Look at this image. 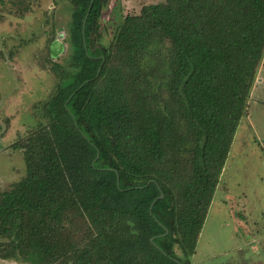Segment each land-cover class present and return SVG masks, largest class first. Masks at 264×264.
<instances>
[{
    "label": "trees",
    "instance_id": "obj_1",
    "mask_svg": "<svg viewBox=\"0 0 264 264\" xmlns=\"http://www.w3.org/2000/svg\"><path fill=\"white\" fill-rule=\"evenodd\" d=\"M47 127L0 191V259L191 264L264 60V0H164L111 43L110 0H68ZM164 196L163 198L161 196Z\"/></svg>",
    "mask_w": 264,
    "mask_h": 264
},
{
    "label": "rangeland",
    "instance_id": "obj_2",
    "mask_svg": "<svg viewBox=\"0 0 264 264\" xmlns=\"http://www.w3.org/2000/svg\"><path fill=\"white\" fill-rule=\"evenodd\" d=\"M162 1L110 0L102 43H111L126 16ZM72 11L68 0H0V191L27 175L14 144L49 125L46 106L58 84L53 67H65ZM249 114L237 130L191 264H264V60Z\"/></svg>",
    "mask_w": 264,
    "mask_h": 264
},
{
    "label": "crops",
    "instance_id": "obj_3",
    "mask_svg": "<svg viewBox=\"0 0 264 264\" xmlns=\"http://www.w3.org/2000/svg\"><path fill=\"white\" fill-rule=\"evenodd\" d=\"M254 89V88H253ZM253 92V91H252ZM252 98V97H251ZM249 116H250V114H249ZM249 118V117H248ZM235 140V139H234ZM224 170V169H223Z\"/></svg>",
    "mask_w": 264,
    "mask_h": 264
},
{
    "label": "water",
    "instance_id": "obj_4",
    "mask_svg": "<svg viewBox=\"0 0 264 264\" xmlns=\"http://www.w3.org/2000/svg\"><path fill=\"white\" fill-rule=\"evenodd\" d=\"M161 197L163 198L164 196L162 195Z\"/></svg>",
    "mask_w": 264,
    "mask_h": 264
}]
</instances>
